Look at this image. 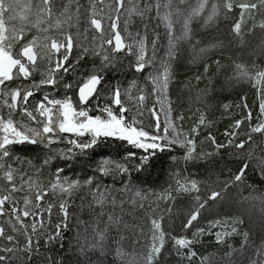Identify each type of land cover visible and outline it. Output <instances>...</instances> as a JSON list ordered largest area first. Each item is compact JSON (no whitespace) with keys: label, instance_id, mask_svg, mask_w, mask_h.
Returning a JSON list of instances; mask_svg holds the SVG:
<instances>
[{"label":"snow or ice","instance_id":"6c2138e0","mask_svg":"<svg viewBox=\"0 0 264 264\" xmlns=\"http://www.w3.org/2000/svg\"><path fill=\"white\" fill-rule=\"evenodd\" d=\"M187 3L188 0H167V3L163 5L160 0H143V3L141 0H107V2L106 0H89L88 7L85 8L79 0H26V2L0 0V102L8 110L6 114H0V264H23L25 260L31 259L32 253L38 250L34 247L36 242L33 240V235L45 228V215L51 217L52 209L56 206L52 203V198L56 197H58L59 212L63 219L56 225L55 234L50 235L48 239L51 242L61 238L60 229L67 228L70 201L75 193L85 187L91 196L89 208L100 209L97 213L96 226L93 228L92 243L87 249L83 246L80 249L87 264H104L101 258L109 255L113 257L112 264H161L164 259L162 253L165 250L166 233L161 228L158 219L151 220L150 242L145 245L144 251L137 252L133 249L130 252L124 245L125 240L128 239L125 230L130 226L123 219V205L126 201L117 193L131 191L130 185L124 184L117 190L115 187L104 185L92 178L82 184L80 181L62 178L60 174L64 171L63 168H56L53 178L45 181V169L53 159L57 156L62 159H71L77 154H86L87 150L96 146L101 137L124 141L132 148L142 150L145 155L139 157L140 163L135 167L136 171H142L143 165L147 164L157 152L170 151L172 145L185 149L184 160L186 162L209 159L218 155L220 149L225 147L245 149L246 144L250 145L246 149L249 157H254L257 149L264 151L262 144L253 143V134L264 135V122L251 126L250 130L244 133L246 139L239 142H237V137L240 135L238 130L244 120H237L232 125V131H225L224 135L229 137L226 143H218L214 136L208 134L205 139L213 148L207 152H197L195 139L199 135L200 126H206L203 115L190 132H184L170 121H165V126L162 128L158 113L153 107L148 111L156 117V124L137 127L138 123L143 125V121L138 120L137 117L143 115L142 109L147 99L145 88L150 84L151 94L166 93L172 79L170 64L164 67L162 77L159 74L146 77L147 83L144 86L139 85L135 80L123 92L119 86H115L112 89L111 100L119 108V115L114 113L111 106H105L99 110L106 113V119L101 115H90L87 107H77L71 96L57 99L44 94L34 106L29 107L30 98L35 95L36 91L43 86L55 88L63 74L72 71L69 57L74 46L81 49L77 63L89 54L100 57V67L94 69L77 85L78 105L80 106H87L90 99L100 95L99 90L104 82L102 73L106 69L115 67L118 60L117 53L133 55L135 62L132 67L137 73L151 66L159 34H155L149 40L147 23L143 25L141 32H129L128 24L133 17H139L143 21L150 19L149 14L154 10L156 16L160 17L162 6L167 9L161 18L166 22L165 26L169 35V59L174 60L178 50L177 45L181 41L194 40L190 27L194 18L203 14L202 27L208 28L216 24L222 12L226 15L234 8H239V19L233 24L232 31L240 35L245 14L247 13L249 18L254 19V14L264 9V0H246L239 4L234 3V0H211V2L210 0H196V7L191 8L185 16V9H182L180 5ZM105 6L109 10L107 25L104 24L102 15ZM21 7L24 9L23 13L18 11ZM27 13H32L35 19H31ZM86 13V21L90 27L80 30L81 18ZM122 17L124 18L123 32L126 35H122L121 32ZM173 17L176 18L175 21ZM17 19L20 21L19 25L12 23ZM176 24H181L179 35L175 33ZM42 25L44 26L41 27ZM73 27L77 28L75 39L70 31L65 30V28ZM256 27L264 30V21L258 25L254 23L249 33ZM33 28L42 33L60 30L63 39L58 40L47 35L43 38L37 35L29 36ZM129 38L130 42H126ZM13 41L19 44L15 52ZM21 41L23 43H20ZM196 43L199 41L192 44L193 48ZM206 50L201 48L199 51L203 53ZM41 63H45L47 67L39 82H33L28 87L11 84L12 81L21 78L28 80L40 69ZM216 63L219 64V61ZM234 67L237 78L247 77L255 80L256 84H264V69L251 72L242 63H236ZM204 70L207 72L208 66H205ZM197 79L199 80L200 77ZM63 87L71 89L73 85L65 83ZM133 89L136 90L135 94H133ZM260 95L259 108L260 113L264 115V87L260 89ZM122 96L135 106V115L130 118L124 114L132 112V107L125 104ZM229 107L230 105H224L225 110ZM244 107L246 108L247 105L245 104ZM17 113H20L30 123L15 120L14 116ZM178 119L183 120L184 118L180 116ZM245 119L251 120L250 110ZM147 127H152V131H148ZM86 136L89 139H82ZM65 142L69 145L66 150L53 147ZM25 144L39 145L46 150L39 165L26 161L33 168L31 174L22 168H15L10 163L14 155L13 146ZM75 150H79V153ZM133 157H136L135 152L127 153L126 158ZM261 163H264V158H261ZM247 167L248 164L245 163L240 171L230 180L225 181L219 190H210L206 199L196 196V206L189 213L183 227L188 229L193 226V222L198 220L200 210L209 200L223 199V194L227 189L232 184L241 181ZM97 171L102 178L130 175L128 167L110 159L102 160ZM177 185L178 190L199 192L196 180H185L183 184L178 180ZM137 198L144 200L146 197L141 191H135L134 197H130L127 203L136 205ZM109 206L111 211L105 212V208ZM116 208H120L121 212L117 213ZM204 231L203 228H196L193 237L198 238ZM243 236L245 242L241 245V249L247 246L249 234L245 232ZM170 238L178 256L189 261L197 257V253L192 249V245L197 242L196 239ZM217 240L218 242L220 240L219 234H217ZM133 243H140V241L135 240ZM180 249H185V251L181 252ZM88 251L99 254L95 261L88 257ZM48 260L50 264H63V260H56L52 257ZM206 262L207 258L200 259V264H206ZM247 264H264V245L254 247L247 257Z\"/></svg>","mask_w":264,"mask_h":264},{"label":"trees","instance_id":"16d2710c","mask_svg":"<svg viewBox=\"0 0 264 264\" xmlns=\"http://www.w3.org/2000/svg\"><path fill=\"white\" fill-rule=\"evenodd\" d=\"M194 1L196 2V0H188L187 4L180 5L182 9H185L184 13L189 10ZM79 2L85 8L88 7L89 0H79ZM141 2L143 3V0ZM243 2L246 0H234L236 4ZM81 11L83 12V9ZM154 14L155 10L149 14L150 19L143 21L139 17H133L129 32H141L143 25L147 23L149 40L155 34H159L154 57V62L158 63L169 35L164 25L154 18ZM239 14V8H234L226 15L222 12L216 24L208 28L202 27L204 17L200 16L198 20L190 24L194 40L183 42L176 54V59L168 60V65L170 64L172 69L168 95L173 123L184 132H190L198 124L201 115L205 117L206 126H200L199 135L195 137L197 152L212 150L213 146L205 139L208 134L214 136L218 143H226L229 137H226L224 133L232 131V125L237 120H244L238 130L240 135L237 137V142L246 139L244 133L249 131L251 126L264 122V115L260 113L259 108L260 89L264 87V84H256L255 80L247 77L237 78L234 67L236 63H242L251 72L264 69V30L256 27L249 33L254 23L258 25L264 21V9L255 13L254 19L249 18L246 13L241 25V34L236 35L232 31V26L239 19ZM86 16L87 13L81 18L80 30L90 27ZM65 30L70 31L74 39L76 38V27L65 28ZM50 32L54 35L53 38L63 39L60 30ZM195 41L199 43H196L193 48L192 44ZM15 43L14 41V48L17 46L19 48V44L15 46ZM213 45L216 47H212ZM201 48L207 50L201 53L199 51ZM80 54L81 49L74 46L69 57L72 71L63 74L60 79L62 83L56 85L55 91L58 95L65 92L73 96L77 85L82 82L83 78L100 67V57L91 54L77 63L76 60ZM116 55L118 60L115 67L104 70L102 73L104 82L99 90L100 95L90 99L89 106L94 103L95 108H99L104 105L101 103H108L110 101L108 94L112 93V89L119 86L123 91L127 87V81L135 80L141 86L147 83V81L144 83L146 68L140 73L134 71L132 65L135 57L133 55H125L123 52ZM217 61L219 64L216 63ZM205 66H208L207 72L204 70ZM197 77L200 79L198 80ZM65 83H71L73 87L65 89L63 87ZM150 86L148 84L145 88L147 93L145 106L154 105L149 91ZM31 99L36 102L42 97L40 98L39 94L35 93L30 101ZM226 104L230 105L227 110L224 108ZM249 110L251 111L250 121L245 119ZM142 111L144 114L147 113L145 108ZM102 114L101 112L99 115ZM91 115L93 116V113ZM180 116L184 119L179 120ZM82 139L87 140L89 137ZM253 143L264 146V135L253 134ZM66 144L60 143L53 147L66 149ZM249 147V144L245 145V149L225 147L220 149L218 155L209 159L186 162L184 160L185 149L172 145L170 151L157 152L147 164L143 165L142 171H136L135 167L140 163L139 157L145 155L142 150L132 148L124 141L101 137L96 146L87 150L86 154H77L71 159H62L57 156L45 169L44 177L45 181L52 179L54 170L63 168L64 171L60 174L62 178L80 181L82 184L92 178L104 185L115 187L117 190L124 184L130 185L131 191L117 193L126 201L123 205V219L130 227L125 230L128 239L125 240L124 245L130 252L133 249L137 252L145 250L144 246L151 235V220L156 218L166 233L165 250L162 253L164 259L161 264H200L201 258H207L206 264H247V257L254 247L264 245V163H261L264 151L257 149L255 156L249 157L246 151ZM13 151V157L16 159L12 162V157L10 163L15 168H22L31 174L33 168L26 161L39 165L46 150L39 145H16L13 146ZM75 151L79 153V150ZM129 152H135L136 157L126 158ZM105 159L124 164L130 169V175L100 177L97 169L101 161ZM245 163L248 167L241 181L232 184L223 194V199L209 200L200 210L198 220L193 222L191 228L185 229L183 225L197 203L195 197L200 196L201 199H206L210 190H219L224 182L238 173ZM178 180L182 184L185 180H196L199 192L178 190ZM135 191H141L146 198L144 200L137 198L136 205L127 203L130 197H134ZM56 199L52 200L56 206L52 209L51 217L45 215V228L33 235V240L36 242L34 247L38 250L33 252L31 259L25 260L23 264H50L49 257L63 260V264H87L80 249L82 246L87 249L92 243L93 228L96 226L97 213L100 209L89 208L91 196L88 194L87 187L81 189L70 201L67 228L60 229L61 238L49 242V236L55 234L56 225L63 219L59 212L58 198ZM254 202L260 208L261 213L257 211V205ZM104 211H111V207L105 208ZM115 211L120 213L121 209L116 208ZM196 228L205 230L198 238L193 237ZM245 232L249 234L248 244L241 249V245L245 242L243 236ZM217 234L220 235L219 242ZM170 237L196 239L197 242L192 245V249L197 253V257L189 261L178 256ZM135 240H139L140 243L134 244ZM180 251L183 252L185 249H180ZM98 255L97 252L88 251V257L93 261ZM101 259L104 264H112L113 257L109 255Z\"/></svg>","mask_w":264,"mask_h":264},{"label":"rangeland","instance_id":"374dc122","mask_svg":"<svg viewBox=\"0 0 264 264\" xmlns=\"http://www.w3.org/2000/svg\"><path fill=\"white\" fill-rule=\"evenodd\" d=\"M22 2H26V0H22ZM106 2H107V0H106ZM160 2H161V5H163V4H165V3H167V0H160ZM99 7V6H98ZM191 7L192 8H194V7H196V2L194 1L193 2V4H191L190 5V8H189V10H187L186 11V13H184V15L186 16L187 15V12L188 11H190L191 10ZM188 8V7H187ZM18 11L19 12H21V13H23L24 12V9L21 7V8H18ZM35 10L33 9V12H34ZM108 12H109V10H108V8L105 6L104 7V12H103V18H104V24L105 25H107L108 23H109V21H108ZM165 12H167V9L166 8H164L163 6L161 7V9H160V17H157L156 16V14H154V18L156 19L157 18V20H158V22L159 23H162L163 25H164V27H165V29L167 30V28H166V26H165V24H166V22L165 21H163L162 20V16L164 15V13ZM29 16H30V18L31 19H35V16L32 14V13H27ZM201 16H203V14L201 15ZM200 17V16H199ZM199 17H196V18H194L191 22H195L196 20H198V18ZM175 17H173V20L175 21ZM182 19H181V24H182ZM12 23H14V24H16V25H19L20 24V21H19V19H17L16 21H13ZM181 24H176L175 25V33L177 34V35H179L180 34V29H181ZM120 26H121V32H122V35H126V33H124L123 32V26H124V18L122 17L121 18V21H120ZM131 28V26H130V23L128 24V31H129V29ZM35 33V34H34ZM42 32H39V31H37L36 29H32L31 30V32H29V36H31V35H37V36H40L41 38H43L45 35H47V36H50V37H54V35L53 34H51V32L49 31L48 33H42ZM54 33V32H53ZM167 33H168V30H167ZM41 35H43V37L41 36ZM14 42V41H13ZM126 42H130V38H129V40H127ZM183 42H185V41H181L178 45H177V48H178V50H177V52H179V50H180V46H181V44L183 43ZM23 43V42H22ZM15 46H16V43H15ZM18 47V46H17ZM14 48L13 49V51L15 52L18 48ZM169 49H170V45H169V38H168V40H167V44H166V46L164 47V49H163V53H162V57H161V60L158 62V63H155L154 62V57L156 56V53H154V56H153V59H152V64H151V66H149V67H146V73H145V75H144V83H146V77H148L149 75H151V76H156V75H161V77H162V73H163V70H164V67L166 66V65H168V60H169V55H168V53H169ZM156 52V51H155ZM150 55L152 54L151 52L149 53ZM176 54H178V53H176ZM92 55V54H91ZM92 56H95V57H99V56H96V55H92ZM92 59H93V57H92ZM46 67H47V65L45 64V63H41V65H40V69L38 70V71H36L28 80H24V79H18V80H14V81H12L11 82V84L13 85V86H17V85H22V86H24V87H28V86H30L33 82H39L42 78H43V72L46 70ZM132 81H127V83H126V85H127V87H126V89L128 88V86H129V84L131 83ZM59 84H61L62 82L59 80V82H58ZM170 83H171V81H170ZM169 83V84H170ZM46 87H48V86H46ZM46 87H41L40 88V90L39 91H36V93L37 94H39V97L41 98L44 94H48L51 98H57V99H63L65 96H71L72 97V99H73V102L76 104V106L77 107H81L80 105H78V96H77V89H76V92H75V94L72 96V95H69L68 93H65V92H62L60 95H58L57 93H56V91H55V88L53 89V88H46ZM151 87V86H150ZM135 89H133V94H135V91H134ZM168 91H169V85H168V89H167V91H166V93H157V94H151L152 95V98L151 99H153L154 100V105H149V104H147V106H145V104H144V108H145V110L147 109V113L145 112V114L143 113V115L142 116H138L137 117V119L138 120H140V121H143V125H140L139 123L136 125L137 127H141V126H154L155 124H156V122H157V119H156V117H154L152 114H151V112H149L148 111V109H151V108H153V107H155V109H156V111H157V113H158V116H159V122H160V124H161V127L163 128L164 126H165V121H170V122H172L173 123V119H172V110H171V108H170V104H169V95H168ZM123 92V91H122ZM111 95H112V93H110V94H108V96H109V102L108 103H105V102H103V103H101V104H104V105H101L99 108H95L96 106L94 105V103L91 105V106H89V105H87V106H84V107H87L88 108V110L90 111L89 112V114L91 115V113H93V116H96V115H99L100 113H101V111L99 110V109H101V108H103V107H105L106 105L107 106H111L112 108H113V111H114V113L115 114H117V115H119V108L117 107V106H115L113 103H112V100L110 99L111 98ZM107 96V97H108ZM122 100H124V102H125V104L126 105H128L129 107H132V112H130V113H125L124 115L126 116V117H131L132 115H135V106L132 104V102H130V101H128L127 100V98L126 97H124V96H122ZM105 101V100H104ZM37 102V101H36ZM36 102H34V101H32V99H31V101H29V103H30V105L31 106H34L35 105V103ZM30 106V107H31ZM143 110V109H142ZM7 108H5V107H3V105H2V102H0V114H6L7 113ZM98 111H100V112H98ZM104 114V115H103ZM101 116H102V118H107V116H106V113H103ZM14 119L15 120H17V121H21V120H23V121H25L26 123H30V121H27L26 120V118L25 117H23L20 113H17V114H15V116H14ZM147 130L148 131H152V127H147ZM66 143V142H65ZM25 145H27V144H25ZM67 147H69V145H65V148L67 149ZM65 149V150H66ZM15 157H13L12 158V162H14L15 161ZM56 198H58V197H56ZM56 198H52V200H55ZM57 200V199H56ZM253 200H255V199H253ZM256 201V200H255ZM255 203V202H254ZM256 204V203H255ZM257 205V204H256ZM257 211H261L260 210V208L258 207V205H257ZM261 213V212H260ZM261 216H263L262 214H261ZM264 223V222H263ZM21 238H23V237H21ZM150 241H147V243H149ZM144 249H145V246H144Z\"/></svg>","mask_w":264,"mask_h":264}]
</instances>
